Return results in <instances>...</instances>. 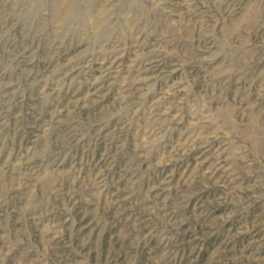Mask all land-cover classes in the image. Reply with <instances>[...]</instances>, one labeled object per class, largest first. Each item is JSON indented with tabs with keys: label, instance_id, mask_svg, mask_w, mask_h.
<instances>
[{
	"label": "rangeland",
	"instance_id": "rangeland-1",
	"mask_svg": "<svg viewBox=\"0 0 264 264\" xmlns=\"http://www.w3.org/2000/svg\"><path fill=\"white\" fill-rule=\"evenodd\" d=\"M0 264H264V0H0Z\"/></svg>",
	"mask_w": 264,
	"mask_h": 264
}]
</instances>
